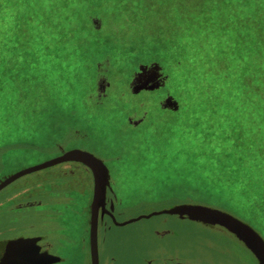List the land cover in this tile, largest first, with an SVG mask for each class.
Segmentation results:
<instances>
[{"label":"rangeland","instance_id":"rangeland-1","mask_svg":"<svg viewBox=\"0 0 264 264\" xmlns=\"http://www.w3.org/2000/svg\"><path fill=\"white\" fill-rule=\"evenodd\" d=\"M198 1L221 12L225 3L230 4V0ZM168 6L151 15L154 24L145 25L144 29L155 33L150 41L133 43L130 36H123L120 44L116 42L114 62L92 48L64 55L61 61L0 49V177L47 161L58 155L57 150L62 154L84 149L102 159L118 207L125 209L121 218L177 203H197L234 215L264 239V135L260 133L264 105H249L259 117L263 113L257 121L249 108L231 116L227 108L197 109L168 94L181 73L171 61L174 55L184 59L176 47L165 46L173 38L172 26H182L174 22L169 30L163 28V16L173 15ZM92 26L100 28L101 20L93 17ZM132 46L142 50L139 54L146 57L142 56V62L137 55L129 56ZM133 81L142 87L159 86L138 90V86L132 88ZM186 104L193 109H180ZM66 169L86 171L78 163H65L25 175L18 182L47 178ZM116 229L106 239L104 252H132L135 245L145 249L153 241L170 253L181 250L195 263L200 261L196 257L200 251L202 258L218 264L221 257L216 251L220 249L226 256L233 254L225 260L231 264H257L234 241L175 216H153ZM120 235L128 241L114 247ZM223 242L228 246L221 248ZM71 260L68 264H77L74 256ZM130 262L123 258L124 264Z\"/></svg>","mask_w":264,"mask_h":264},{"label":"trees","instance_id":"trees-1","mask_svg":"<svg viewBox=\"0 0 264 264\" xmlns=\"http://www.w3.org/2000/svg\"><path fill=\"white\" fill-rule=\"evenodd\" d=\"M154 1L0 0V49L61 61L64 55L92 48L114 62L116 42L120 44L123 36H130L133 43L150 41L155 33L145 25L154 24L151 15L169 5L173 17L163 16V28L169 30L174 22L182 26H172L173 38L165 46L176 47L184 59L174 55L171 61L181 73L168 94L197 109L227 108L231 116L249 105H264V0H230L222 12L205 8L198 0ZM93 17L101 20L100 28L92 26ZM141 51L132 46L128 54L142 62ZM249 110L258 121L259 112Z\"/></svg>","mask_w":264,"mask_h":264},{"label":"flooded vegetation","instance_id":"flooded-vegetation-1","mask_svg":"<svg viewBox=\"0 0 264 264\" xmlns=\"http://www.w3.org/2000/svg\"><path fill=\"white\" fill-rule=\"evenodd\" d=\"M59 152L57 150V156L61 155ZM65 163L82 165L86 169V174L84 171L66 169L53 172L47 178L18 182V179L23 177L21 176L0 189V264H68L72 261V256L77 264H91L90 219L94 192L93 174L90 168L82 163L69 161L60 164ZM7 177L9 176H1L0 183ZM108 181L103 213L101 207L98 212L99 264H124V257L131 260L130 264H212L211 261L202 258L200 251H197L199 256H196L200 261L195 263V259H187V255L181 250L170 253L153 241L145 249L141 248V244L135 245L136 248L132 252L123 249L104 252L106 239L117 231L118 227L113 224L112 216L119 222L125 220L121 218L125 209L120 210L118 207V196L113 189L110 174ZM221 236L223 239H229L228 241H234L237 246L240 245L232 237L224 234ZM127 241L128 238L120 235L114 240L113 245L120 248ZM228 244L223 242L220 247L225 248ZM165 251L166 255L163 254ZM216 252L218 257H221L218 264L232 263L231 260H225L233 254L226 256L225 251L220 249ZM163 256H168L171 263L161 261Z\"/></svg>","mask_w":264,"mask_h":264},{"label":"water","instance_id":"water-1","mask_svg":"<svg viewBox=\"0 0 264 264\" xmlns=\"http://www.w3.org/2000/svg\"><path fill=\"white\" fill-rule=\"evenodd\" d=\"M140 69L142 70L143 67L140 66ZM141 85L142 84H135L134 81L131 84L132 88L138 86V90L141 88L153 90L159 86L153 85L150 87H142L143 85ZM174 105L175 107L177 106L176 104ZM69 161L79 162L86 165L88 168H90L93 174L94 192L91 205L90 219V256L91 264H99L98 212L99 208L101 207V213H103L105 192L106 188L109 187V174L100 159L96 158L93 154L89 152L82 151L79 149H72L63 152L57 157L51 158L37 165L26 167L10 175L2 183H0V189L21 176ZM110 209H113L112 205H110ZM159 215L175 216L179 220L186 219L201 226L210 228L213 232L232 237L233 239H236L240 243V245H242L251 254L257 264H264V239L262 238V236L247 223L238 219L234 215L215 207H210L197 203L183 202L177 203L168 209L153 211L146 215H139L136 217L127 218L121 222L117 221L112 216V222L118 227H123L140 219H148L153 216ZM162 248L163 250H165L164 247ZM165 253L167 252L165 251L163 254ZM163 260H169L168 256H163L161 261Z\"/></svg>","mask_w":264,"mask_h":264}]
</instances>
